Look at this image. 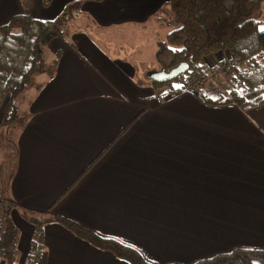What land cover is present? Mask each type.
<instances>
[{
	"label": "crops",
	"instance_id": "obj_1",
	"mask_svg": "<svg viewBox=\"0 0 264 264\" xmlns=\"http://www.w3.org/2000/svg\"><path fill=\"white\" fill-rule=\"evenodd\" d=\"M76 1L101 37L89 27L49 41L56 65L18 97L21 125L0 149V198L44 222L38 264H129L53 217L131 247L148 264L264 251V104L241 110L169 94L151 84L156 70L139 77L128 57L111 53L142 40L154 47L153 16L168 0H0V26L23 13L53 20ZM123 29L143 37H122ZM15 209L23 264L34 226Z\"/></svg>",
	"mask_w": 264,
	"mask_h": 264
},
{
	"label": "trees",
	"instance_id": "obj_2",
	"mask_svg": "<svg viewBox=\"0 0 264 264\" xmlns=\"http://www.w3.org/2000/svg\"><path fill=\"white\" fill-rule=\"evenodd\" d=\"M79 3L64 6L53 20H35L23 13L11 16L0 26V107L3 106L1 115L5 123L0 147L2 144L11 147L10 135L21 125L23 116L17 112L18 97L36 85L37 75L51 71L56 65L58 54L53 60L47 57L49 41L89 27L96 35L97 27L93 28L82 15ZM167 7L164 16L155 23L157 34L163 39L153 42L154 61L159 70L169 71L180 63H186L188 69L171 81L151 84L167 85L169 94L188 93L209 106L235 105L247 110L263 105L264 0H168ZM222 55L225 57L221 60ZM228 63L230 66H226ZM220 68L222 77L218 75ZM220 83H226L224 89ZM14 209V203L0 198V264L18 263L20 233L10 215ZM25 220L34 229L23 264H38L43 249L40 224L44 222L34 218ZM51 221L129 264H148L133 248L102 238L77 222L61 217H53ZM254 261L264 262V251L235 249L193 264H253Z\"/></svg>",
	"mask_w": 264,
	"mask_h": 264
},
{
	"label": "rangeland",
	"instance_id": "obj_3",
	"mask_svg": "<svg viewBox=\"0 0 264 264\" xmlns=\"http://www.w3.org/2000/svg\"><path fill=\"white\" fill-rule=\"evenodd\" d=\"M167 9H168V7L166 8V6L165 7L164 6H162V7L160 6V11H158L157 14L155 16H153V19H155L154 20L155 23H157L156 21H160V20H158V18H160L161 16L163 17L164 16L163 14H164V12H166ZM96 32H97V36L101 37V35L103 33L102 29H98L97 28ZM137 32L138 33L136 34L135 31H126V29H123L122 30V37H125V38L126 37L142 38L143 37V35H141L142 31L141 30H137ZM110 33H113V32L106 31V34H107L108 37H109ZM158 39L159 40L163 39V36L157 34L156 40H158ZM141 42H142V45H143L142 47L129 45V44L125 45L126 43L125 44L122 43L121 46H117V47H113V48H109V49H110L111 53H113L112 50L119 51V52H117L115 54L118 57H120V58L128 57V59L133 62V65H135V71L137 72V75L139 77L142 76V78H143V77L149 76L148 75V71L149 70H151V72H154L156 70V72H157V71H159V68L156 65L155 61H154V55L152 56V54L154 53V47L151 46V42L150 41H145V40H142ZM226 56H229V55H226ZM223 57H225V56L222 55L219 58L222 60ZM216 58H217V60H219L218 56H216ZM208 59L211 61L210 55L208 56ZM226 66H230L229 63ZM221 70H222V68H220V70H218L219 77L223 76L222 73H221ZM223 84H225V85H223ZM223 84L220 83V86L222 87V89H224L225 86H226V83H223ZM0 149H1V152L3 154L8 150V148L4 144L1 145ZM15 210H17L20 213V217L22 219V222L29 223L25 219L32 217V215L30 213L24 211L23 208L22 209H15ZM30 225H32V224H30ZM18 227L20 229H22L23 232L25 231V226L22 225V223H20V225Z\"/></svg>",
	"mask_w": 264,
	"mask_h": 264
},
{
	"label": "water",
	"instance_id": "obj_4",
	"mask_svg": "<svg viewBox=\"0 0 264 264\" xmlns=\"http://www.w3.org/2000/svg\"><path fill=\"white\" fill-rule=\"evenodd\" d=\"M188 69L186 63H180L169 71L160 70L151 74V77L156 82L171 81L178 75L184 73Z\"/></svg>",
	"mask_w": 264,
	"mask_h": 264
},
{
	"label": "snow or ice",
	"instance_id": "obj_5",
	"mask_svg": "<svg viewBox=\"0 0 264 264\" xmlns=\"http://www.w3.org/2000/svg\"><path fill=\"white\" fill-rule=\"evenodd\" d=\"M262 31H264V29H262Z\"/></svg>",
	"mask_w": 264,
	"mask_h": 264
}]
</instances>
